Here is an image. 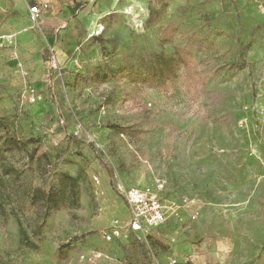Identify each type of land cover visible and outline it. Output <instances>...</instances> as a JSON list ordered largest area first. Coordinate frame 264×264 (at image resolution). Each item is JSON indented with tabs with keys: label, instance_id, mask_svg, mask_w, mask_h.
I'll list each match as a JSON object with an SVG mask.
<instances>
[{
	"label": "rangeland",
	"instance_id": "rangeland-1",
	"mask_svg": "<svg viewBox=\"0 0 264 264\" xmlns=\"http://www.w3.org/2000/svg\"><path fill=\"white\" fill-rule=\"evenodd\" d=\"M63 21L33 45L0 30V149L21 172L4 177L0 264H264V0H89ZM169 28L212 46L162 41ZM155 54L171 59L168 88L87 79ZM158 184L179 215L145 241L123 192ZM38 187L65 206L33 205ZM14 214L41 251L21 243Z\"/></svg>",
	"mask_w": 264,
	"mask_h": 264
},
{
	"label": "trees",
	"instance_id": "trees-1",
	"mask_svg": "<svg viewBox=\"0 0 264 264\" xmlns=\"http://www.w3.org/2000/svg\"><path fill=\"white\" fill-rule=\"evenodd\" d=\"M156 20H153L154 23ZM178 33L186 43L199 49L210 48L212 42L207 39H198L194 36L184 35L179 29L169 28L166 30L162 41H168L172 38L173 34ZM178 57L181 58L182 63L185 64L187 74H190V79L196 85H200L202 82L201 76L195 68L194 62L191 60V54L187 47L176 49ZM171 59L166 58L162 54H155L149 57L141 56L136 62L130 63L128 66L122 64L116 66L99 67L87 76L89 82L94 84H108L115 78H125L129 85L140 86L145 85L152 89L168 88V82L171 78V74L168 72ZM231 67L241 70L244 68L243 64H233ZM28 142H24L15 138H6L3 142V146L10 149L22 150L25 149ZM21 172L14 166L9 165L6 162V156L4 151L0 149V213L8 217V211L6 209L5 200L9 197L7 191L8 187L5 183L4 177L13 178L15 183L20 180ZM64 180L69 185L73 192V199L76 200L79 197L78 183L76 178L64 173ZM5 199V200H4ZM32 204L35 206H42L46 209L47 213L51 211L60 210L66 204V198L58 194L47 192L43 188H36L33 191ZM19 226V232L21 236V243L34 251H41V247L38 243L32 241L30 235L25 230L22 221L17 214H14Z\"/></svg>",
	"mask_w": 264,
	"mask_h": 264
},
{
	"label": "built area",
	"instance_id": "built-area-1",
	"mask_svg": "<svg viewBox=\"0 0 264 264\" xmlns=\"http://www.w3.org/2000/svg\"><path fill=\"white\" fill-rule=\"evenodd\" d=\"M48 6H44L46 9ZM41 7L36 5L30 8V21L34 29L41 21ZM10 41H17V34L8 36ZM164 184L155 187H133L123 192L127 202L130 219L128 229L141 236L145 241L148 240L153 230H160L167 226L179 215V203L176 201L165 200L162 193L165 192ZM183 204L189 203V198L184 197ZM106 242L113 241V236L107 234ZM159 264V263H157ZM168 264H179L176 259H170Z\"/></svg>",
	"mask_w": 264,
	"mask_h": 264
},
{
	"label": "crops",
	"instance_id": "crops-1",
	"mask_svg": "<svg viewBox=\"0 0 264 264\" xmlns=\"http://www.w3.org/2000/svg\"><path fill=\"white\" fill-rule=\"evenodd\" d=\"M81 1L89 0H0V30L5 34H17V41L24 45H33L42 35L49 40L71 15L73 5ZM36 5L41 7L42 13L40 24L33 30L30 29L33 26L30 8Z\"/></svg>",
	"mask_w": 264,
	"mask_h": 264
}]
</instances>
